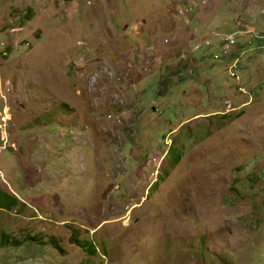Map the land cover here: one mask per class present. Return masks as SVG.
<instances>
[{
	"label": "rangeland",
	"instance_id": "1",
	"mask_svg": "<svg viewBox=\"0 0 264 264\" xmlns=\"http://www.w3.org/2000/svg\"><path fill=\"white\" fill-rule=\"evenodd\" d=\"M0 190V264H264V0H0Z\"/></svg>",
	"mask_w": 264,
	"mask_h": 264
},
{
	"label": "trees",
	"instance_id": "2",
	"mask_svg": "<svg viewBox=\"0 0 264 264\" xmlns=\"http://www.w3.org/2000/svg\"><path fill=\"white\" fill-rule=\"evenodd\" d=\"M19 199L6 191H0V207L1 208H11L17 205V201ZM10 244H14L18 246L21 244V240L12 238L11 234L8 233H1L0 234V245L1 246H8ZM90 251L94 252V249H89Z\"/></svg>",
	"mask_w": 264,
	"mask_h": 264
},
{
	"label": "clouds",
	"instance_id": "3",
	"mask_svg": "<svg viewBox=\"0 0 264 264\" xmlns=\"http://www.w3.org/2000/svg\"><path fill=\"white\" fill-rule=\"evenodd\" d=\"M192 4H190L189 6H193V7H195V6H197V5H199V3H195V1L194 2H191ZM188 7V6H187ZM186 7V8H187ZM193 7L191 8V10L193 9ZM186 8H181V9H186ZM186 12H191L190 10L189 11H186ZM185 12V13H186ZM184 13V14H185ZM180 14H182V13H180ZM225 35H233V38H234V40H235V34H233V33H224V34H219V37L221 38V40L226 44V42L222 39V37H224ZM236 40H235V42H234V44H232V46H231V51H230V53H228V54H226V53H223L224 54V56L225 57H229L230 55H232L233 53H234V51H235V47H236ZM203 46V44H198L197 46H196V48L198 49V48H201ZM216 55H217V57H216ZM214 57L216 58V59H221L222 57L219 55V54H214ZM234 63H237V65H239V67L238 68H235V70L237 71V70H239L241 67H242V65L240 64V61H239V58H237L234 62H233V64L231 65V68H233L234 67ZM232 72H235V71H231L230 70V75L231 76H234V77H237L238 76V74H237V72H235V75H232ZM225 113H228L230 110H232V105L229 103V101H228V104L226 105V108H225ZM18 205V204H17ZM1 208V207H0Z\"/></svg>",
	"mask_w": 264,
	"mask_h": 264
},
{
	"label": "built area",
	"instance_id": "4",
	"mask_svg": "<svg viewBox=\"0 0 264 264\" xmlns=\"http://www.w3.org/2000/svg\"><path fill=\"white\" fill-rule=\"evenodd\" d=\"M204 3H206V0H203ZM193 6H188L185 10L184 9H180V13L184 14L186 11L191 10ZM222 39L226 42L225 44V53L228 54V49H231V41H234L233 35H225L224 37H222ZM239 65H237V63H234V67L233 68H238ZM232 75H235V72H232Z\"/></svg>",
	"mask_w": 264,
	"mask_h": 264
},
{
	"label": "bare ground",
	"instance_id": "5",
	"mask_svg": "<svg viewBox=\"0 0 264 264\" xmlns=\"http://www.w3.org/2000/svg\"><path fill=\"white\" fill-rule=\"evenodd\" d=\"M235 41H231V46L232 44H234ZM231 49H228V53H230ZM224 53H225V50H224ZM217 56V55H216Z\"/></svg>",
	"mask_w": 264,
	"mask_h": 264
},
{
	"label": "flooded vegetation",
	"instance_id": "6",
	"mask_svg": "<svg viewBox=\"0 0 264 264\" xmlns=\"http://www.w3.org/2000/svg\"><path fill=\"white\" fill-rule=\"evenodd\" d=\"M0 191H2V190H0ZM18 202H19V201H17V204H18Z\"/></svg>",
	"mask_w": 264,
	"mask_h": 264
}]
</instances>
